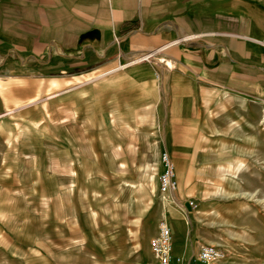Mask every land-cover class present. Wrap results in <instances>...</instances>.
Instances as JSON below:
<instances>
[{
    "label": "crops",
    "instance_id": "crops-1",
    "mask_svg": "<svg viewBox=\"0 0 264 264\" xmlns=\"http://www.w3.org/2000/svg\"><path fill=\"white\" fill-rule=\"evenodd\" d=\"M263 103L264 0H0V264H156L161 218L174 257L218 243L191 202L201 153L237 146L208 115Z\"/></svg>",
    "mask_w": 264,
    "mask_h": 264
},
{
    "label": "rangeland",
    "instance_id": "rangeland-1",
    "mask_svg": "<svg viewBox=\"0 0 264 264\" xmlns=\"http://www.w3.org/2000/svg\"><path fill=\"white\" fill-rule=\"evenodd\" d=\"M143 57H128L129 60L118 67L126 68ZM230 108V118L220 114L218 108L208 115L209 134L224 132L225 136L216 139L221 140L220 144L237 146V152L219 153L208 149L201 153V158L205 156L201 165L204 172L201 179L205 183L199 185L197 226L208 238L231 248L235 264H264V103L248 105L246 116L238 106ZM212 139L208 136L202 140L210 145ZM221 156L223 164L216 162ZM216 164L220 167L215 179L213 167ZM152 165L150 175L154 181L160 171L154 163ZM149 177L145 187L152 183ZM156 192L162 198L160 190ZM150 219L137 218V230L141 224L150 227ZM138 235L136 231L137 238ZM7 264H48V259L47 256H25L22 261L8 258Z\"/></svg>",
    "mask_w": 264,
    "mask_h": 264
},
{
    "label": "built area",
    "instance_id": "built-area-1",
    "mask_svg": "<svg viewBox=\"0 0 264 264\" xmlns=\"http://www.w3.org/2000/svg\"><path fill=\"white\" fill-rule=\"evenodd\" d=\"M144 57L140 59L148 58ZM161 161L163 169L158 176L159 190L162 198L170 202L177 189L175 165L167 151L161 154ZM191 204L194 208L197 207L195 202H191ZM173 243L171 226L166 218H161L158 222L157 233L150 240V249L156 264H235L232 249L223 244H205L199 248L196 254L185 259L182 256L174 257Z\"/></svg>",
    "mask_w": 264,
    "mask_h": 264
},
{
    "label": "bare ground",
    "instance_id": "bare-ground-1",
    "mask_svg": "<svg viewBox=\"0 0 264 264\" xmlns=\"http://www.w3.org/2000/svg\"><path fill=\"white\" fill-rule=\"evenodd\" d=\"M145 57H148V56H145ZM145 57H144V58H145ZM113 70H114V69H113ZM101 75H103V74H101Z\"/></svg>",
    "mask_w": 264,
    "mask_h": 264
}]
</instances>
